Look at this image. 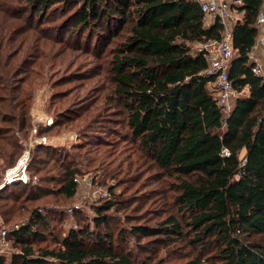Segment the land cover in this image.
<instances>
[{
  "label": "trees",
  "instance_id": "1",
  "mask_svg": "<svg viewBox=\"0 0 264 264\" xmlns=\"http://www.w3.org/2000/svg\"><path fill=\"white\" fill-rule=\"evenodd\" d=\"M58 1L73 0H33L36 16ZM235 1L241 4L233 9L245 15L233 27L236 55L229 75L236 92L248 90V95L237 97L227 112L207 87L214 79L206 74L207 57L195 50L197 44L221 40L225 26L220 20L207 25L198 1L83 0L73 26L87 29L95 22L118 37L111 38L106 51L111 104L122 112L132 138L154 167L175 181V203L187 213L188 222L170 217L115 233L106 215L114 206L109 204L98 209L95 221L103 233L88 227L71 230L59 249L48 250L34 248L43 239L41 231L50 228L47 218L34 211L13 232L21 247L13 264H166L148 254L140 258L126 252L119 240L114 243L115 237L153 239L157 247L185 230L194 235L189 242L196 248H216L217 264H264V78L253 72L249 56L264 0ZM8 56L7 49L0 51V183L22 150L8 135L30 127L33 99L25 83L13 85L17 69ZM25 66L19 65L17 75L25 73ZM75 174L68 166L57 181L59 194L75 196ZM32 188L22 191L35 199ZM20 209L15 206L10 212ZM150 244H141L142 252L151 251ZM202 261L197 257L184 264ZM0 264L5 262L0 259Z\"/></svg>",
  "mask_w": 264,
  "mask_h": 264
},
{
  "label": "rangeland",
  "instance_id": "2",
  "mask_svg": "<svg viewBox=\"0 0 264 264\" xmlns=\"http://www.w3.org/2000/svg\"><path fill=\"white\" fill-rule=\"evenodd\" d=\"M82 4L83 0L58 1L36 16L33 0H0V51L7 49L8 61L15 64L17 74L24 62L25 73H15L13 85L25 83L33 96L30 127L8 135L21 146L20 156L1 175L0 206L8 204L0 209L5 211V215L0 213V259L5 264H13L21 247L13 239L14 231L5 240L3 231L21 228L34 211L50 223L34 248L48 250L59 249L71 230L88 227L103 233L104 228L97 227L95 221L98 209L109 204L114 205L106 213L112 230L106 229L115 233L170 217L188 222L187 213L175 203V181L154 167L132 138L122 112L111 104L106 51L111 38L118 37L95 22L87 29L74 27L72 17ZM199 46L195 50L200 51ZM247 95L245 90L237 97ZM49 118L53 120L50 126L40 122ZM27 155L26 171L8 183L9 171ZM68 166L76 170L77 189L72 198L58 193L57 181L64 178ZM25 186L33 187L35 199L24 194ZM15 206L21 209L13 214L10 211ZM183 232L157 247L153 239L132 235L124 241L115 237L114 243L119 240L126 252L140 258L148 254L166 264H184L197 257L203 259L202 264H217L214 246L196 248L189 242L194 235ZM144 243H151V251L142 252Z\"/></svg>",
  "mask_w": 264,
  "mask_h": 264
},
{
  "label": "built area",
  "instance_id": "3",
  "mask_svg": "<svg viewBox=\"0 0 264 264\" xmlns=\"http://www.w3.org/2000/svg\"><path fill=\"white\" fill-rule=\"evenodd\" d=\"M200 3L202 11L205 14V20L212 22L220 20L225 26L221 40H215L207 43L200 44V53L205 54L208 59V69L206 74L212 75L214 79L209 81L207 87L212 91L218 104L226 109H231L233 102L237 98L238 93L234 89L233 82L230 79L229 71L232 61L236 55V51L233 47V27L238 22H243L241 17H238L233 9V5H240V1L234 3L229 0H196ZM236 14V15H235ZM257 27L259 29V35L256 43L250 52V60L253 63V72L257 76L264 78V4L261 8L257 19ZM44 126H50L53 124L52 119H47L44 122L40 121ZM38 129L34 128V133H37ZM46 141V138H43ZM228 154L227 150L224 151ZM28 155L22 158L19 164L9 171L7 174V182H12L19 174L24 173L28 165ZM22 177H25L23 174ZM21 177V178H22ZM26 180V177L24 178ZM19 229V226L10 230L3 231V240L6 239L12 231Z\"/></svg>",
  "mask_w": 264,
  "mask_h": 264
},
{
  "label": "crops",
  "instance_id": "4",
  "mask_svg": "<svg viewBox=\"0 0 264 264\" xmlns=\"http://www.w3.org/2000/svg\"><path fill=\"white\" fill-rule=\"evenodd\" d=\"M229 1H231V2H233V3L235 2V0H229ZM233 6H234V5H233ZM234 11H235V13L237 14V16H238V17H241V18L243 19V21H244V15H245V13L242 12V11L239 12V11H237V10H235V9H234ZM236 14H235V15H236ZM206 23H207V25H210V24L212 23V21L209 20V21L206 22ZM263 60H264V59H263Z\"/></svg>",
  "mask_w": 264,
  "mask_h": 264
}]
</instances>
